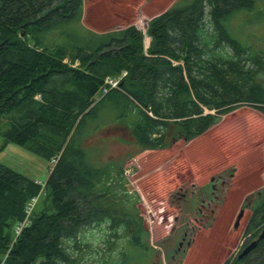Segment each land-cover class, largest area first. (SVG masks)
<instances>
[{
    "label": "trees",
    "instance_id": "obj_1",
    "mask_svg": "<svg viewBox=\"0 0 264 264\" xmlns=\"http://www.w3.org/2000/svg\"><path fill=\"white\" fill-rule=\"evenodd\" d=\"M252 2H176L148 20L146 45L134 24L102 32L84 26L83 0H0V150L13 143L46 161L56 157L43 206L17 237L14 226L41 185L0 162V264H81L74 251L92 223H108L112 246L126 239L117 264L148 254L149 233L122 188V168L94 166L83 142L99 121L141 149H166L243 104L264 116V82L256 75L264 72V51L250 52L227 28ZM251 58L255 71L241 63ZM107 77L118 78L117 86L105 84ZM224 171L232 178L235 168ZM117 187L125 200L116 199ZM242 207L251 210L244 247L264 228V185ZM238 254L230 264H264V237Z\"/></svg>",
    "mask_w": 264,
    "mask_h": 264
},
{
    "label": "rangeland",
    "instance_id": "obj_2",
    "mask_svg": "<svg viewBox=\"0 0 264 264\" xmlns=\"http://www.w3.org/2000/svg\"><path fill=\"white\" fill-rule=\"evenodd\" d=\"M189 1L83 0L82 23L96 32L126 24L142 29L152 16L172 4ZM227 25L231 35L250 52L264 51V0L239 7ZM204 29L211 31L209 25ZM216 51H221L220 47ZM222 51L232 53L230 48ZM241 63L244 69L255 71L259 67L254 58ZM256 75L264 82V72ZM98 123L102 126L83 142L85 152L96 167L112 164L113 172L117 166L122 168V188L130 200L136 199L135 207L149 233L148 254L135 264H230L248 238L244 229L251 210L242 207L243 199L264 185V116L243 104L222 115L202 135L166 149H141L134 141L123 140L126 137L119 130H107ZM4 128H0V145ZM0 162L41 184L50 170L49 161L13 143L0 150ZM231 167L235 168L232 178L224 171ZM122 188L114 190L118 201L125 200ZM44 199L43 192L35 211ZM240 209L243 216L234 227ZM107 224L92 223L80 234L79 247L71 249L81 256V264H117L120 246L127 243L119 237L110 245L107 238L113 231ZM183 232L191 244L184 241L176 252Z\"/></svg>",
    "mask_w": 264,
    "mask_h": 264
},
{
    "label": "built area",
    "instance_id": "obj_3",
    "mask_svg": "<svg viewBox=\"0 0 264 264\" xmlns=\"http://www.w3.org/2000/svg\"><path fill=\"white\" fill-rule=\"evenodd\" d=\"M142 30L143 32H145L144 28H142ZM105 82L110 84L111 87H115L117 85V80H113L110 78H106ZM107 90L108 88L105 86L101 88L102 93H106ZM52 162H56V158H52ZM36 201H37V196H34L27 202L26 207H25V216L21 221L18 222L14 230L16 236L21 232L23 227L29 224V216L31 215L32 209Z\"/></svg>",
    "mask_w": 264,
    "mask_h": 264
},
{
    "label": "water",
    "instance_id": "obj_4",
    "mask_svg": "<svg viewBox=\"0 0 264 264\" xmlns=\"http://www.w3.org/2000/svg\"><path fill=\"white\" fill-rule=\"evenodd\" d=\"M243 216V209H241L239 211V213L236 216V220L234 223V227H237L239 225L240 219ZM264 237V228L262 229V231L259 233L258 237L254 240H252L250 243H248L244 248H242V250L240 251V253L238 254L239 257L247 254L250 250H252L256 245L257 242L262 239Z\"/></svg>",
    "mask_w": 264,
    "mask_h": 264
},
{
    "label": "flooded vegetation",
    "instance_id": "obj_5",
    "mask_svg": "<svg viewBox=\"0 0 264 264\" xmlns=\"http://www.w3.org/2000/svg\"><path fill=\"white\" fill-rule=\"evenodd\" d=\"M199 210L202 211L201 208H199ZM209 211L212 213V212H213V209H210ZM201 214H202V213H201ZM206 215H207V214H206ZM186 235H187V233H186V232H183L182 237H181V240L178 242V248L176 249V252L179 251V250L181 249V247H182L184 241H186V245H187V246H190L191 241H190L189 239L186 238ZM245 246H246V245H245ZM245 246H244V247H245ZM242 248H243V246H242ZM242 248H241V249H242ZM238 253H239V252H238Z\"/></svg>",
    "mask_w": 264,
    "mask_h": 264
},
{
    "label": "crops",
    "instance_id": "obj_6",
    "mask_svg": "<svg viewBox=\"0 0 264 264\" xmlns=\"http://www.w3.org/2000/svg\"><path fill=\"white\" fill-rule=\"evenodd\" d=\"M107 1H109V0H107Z\"/></svg>",
    "mask_w": 264,
    "mask_h": 264
}]
</instances>
